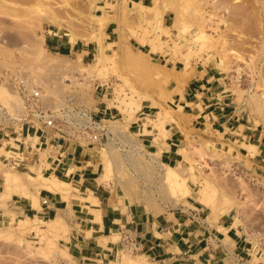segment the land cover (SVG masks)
Here are the masks:
<instances>
[{
	"label": "rangeland",
	"instance_id": "obj_1",
	"mask_svg": "<svg viewBox=\"0 0 264 264\" xmlns=\"http://www.w3.org/2000/svg\"><path fill=\"white\" fill-rule=\"evenodd\" d=\"M167 3L174 7L169 26L160 23L158 0L152 5H130L125 0H0V135L21 125L11 86L13 74L30 76L41 82L42 100L51 110L68 98L85 113L102 118L106 138L88 142V130L82 128L77 134L72 131L68 140L90 147L97 164L95 175L104 176V185L114 195L152 214L184 210L197 231L216 227L224 233V238L216 231L200 233L199 246L191 245L188 250L198 253L185 262L264 264L261 171L234 140L223 139L228 132L212 130L208 122L190 129L185 122L179 126L176 121L181 117L166 101L189 76L187 66L213 65L224 75L225 100L238 116L234 122H241L240 131L264 134V0ZM107 23L114 27L113 40L105 39ZM51 37L66 41V47L49 44ZM80 47H88L89 53ZM169 77L176 81L173 88H169ZM101 95L111 106V115L96 113L95 103ZM141 104L150 107L143 124L149 123L155 131L153 142L167 134L164 125L171 122L184 133L179 157L169 164L139 139L134 120ZM7 143L12 144L11 138L0 139V169L47 178L40 172V159L52 153L50 145L41 151H23L32 161L27 170L2 160L3 154L8 155ZM168 167L177 171L178 186L165 178ZM26 175L18 179L30 185ZM31 187L12 193L37 203L39 194ZM3 189L0 171V192ZM11 194H0V208L9 214L0 222V264H76L61 244L69 227L50 229L47 221L36 217H14L7 205ZM190 208L197 211L195 217ZM220 215L230 225L231 235L217 223ZM232 238L238 239L237 249ZM126 243L121 241L112 252V264H185L151 258Z\"/></svg>",
	"mask_w": 264,
	"mask_h": 264
},
{
	"label": "crops",
	"instance_id": "obj_2",
	"mask_svg": "<svg viewBox=\"0 0 264 264\" xmlns=\"http://www.w3.org/2000/svg\"><path fill=\"white\" fill-rule=\"evenodd\" d=\"M125 1L130 5L134 3L152 5L153 3V0ZM172 19L171 8H166L160 15V23L163 26H169ZM114 34V27L107 23L104 28L105 39L113 40L111 37ZM65 43L67 42L57 37L49 39V44L53 46L66 47ZM80 51L84 54L89 53L88 47H80ZM173 66L176 68L175 65ZM186 71H189V76L184 79L180 89L171 92L166 100L168 104H172L170 107L179 114L181 122H185L189 129L201 125L204 127V124L208 122L212 130L228 132L229 135H223V139L234 140L239 151L244 149L249 161L264 176V134H255L252 130L240 131L238 126L241 122H234L238 116L233 115L234 110L225 100L227 93L224 91V75L220 74V70L213 65L187 66ZM167 80L169 88L176 85L173 77ZM149 108L148 104H141L139 110L136 111L134 121L137 124L139 139L148 151L157 152L159 159L169 164L179 157L178 149L183 147L184 133L178 125L171 122L168 126L164 125L167 134L160 136L157 142H153L155 131L149 123L145 126L143 124V118L149 114ZM95 109L96 113H100L101 116L111 115V106L106 104L103 95L97 98ZM9 132L13 133L10 135ZM9 132L5 134L7 137L4 133L0 135V139L5 138L8 141L11 138L12 140V144L5 145V150L8 152L15 147L22 148L26 152H30L33 148H40L41 151L50 145L52 153H45V156L40 159V172L46 175H43L44 177L55 176L68 183L73 190H70V195H68L70 198L67 199L58 190L40 186L37 207L32 205L30 197L12 193L7 202L8 210L14 212L16 218L36 217L44 222L54 218L57 212H61L69 227L66 237L61 238V244L76 264H112V252L122 241L119 231L121 227L133 228L132 235L138 243L137 250H141L143 254L151 258L178 260V262L190 257L194 258L192 255L198 253L199 250L192 252L188 250L191 245L192 248L199 246L203 238L199 236L200 233L216 231L224 238V233L216 227H205L197 231L198 226L192 222L184 210L152 214L144 208L131 206L125 202L123 197L114 195L107 186L98 182L99 176L95 175L97 164L94 163V157L87 144L61 139L53 132L48 130L45 132L43 129L32 128L25 124H21L18 130L13 128ZM31 162L28 159L27 164ZM193 207L195 209L197 206L193 204ZM190 209L195 217L197 211ZM7 218H9L8 212L0 208V222ZM217 223L220 224L219 226L226 227L225 233L230 235L228 233L230 225L226 218L220 215ZM114 233H117L118 237L112 235ZM232 239L233 248L237 249L238 239ZM241 249L242 245L239 250ZM207 262L200 259L184 261L185 264H205Z\"/></svg>",
	"mask_w": 264,
	"mask_h": 264
},
{
	"label": "built area",
	"instance_id": "obj_3",
	"mask_svg": "<svg viewBox=\"0 0 264 264\" xmlns=\"http://www.w3.org/2000/svg\"><path fill=\"white\" fill-rule=\"evenodd\" d=\"M10 79V77H9ZM13 92L17 96L18 104L15 107L16 112L20 115L21 124L32 128H40L43 131L55 132L57 137L68 140L73 137L82 128H87L88 142H99L102 137L108 135L106 127L102 124V118H95L94 114L80 107H77L70 99L65 98L55 109L51 110L45 106L42 96L41 82L40 85L30 76L23 73L13 74L11 79ZM27 115L29 118H25ZM75 118V120H74ZM35 121L39 125L35 124ZM5 164L14 167H22L30 170L28 158L24 155L22 148L15 147L8 155L2 156ZM122 241H126L130 249H138V243L132 235L133 228H119Z\"/></svg>",
	"mask_w": 264,
	"mask_h": 264
},
{
	"label": "bare ground",
	"instance_id": "obj_4",
	"mask_svg": "<svg viewBox=\"0 0 264 264\" xmlns=\"http://www.w3.org/2000/svg\"><path fill=\"white\" fill-rule=\"evenodd\" d=\"M167 2H168V0H158V3H159L158 6L160 8L161 13L166 8H171V9L174 8L173 6H171V4L169 5ZM133 8H135V7H133ZM134 10H136V9H132V11H134ZM98 17L100 18V15ZM99 22L98 23L101 25V23H102L101 22V19L99 20ZM112 44L115 46V49H117L116 44H115V41L112 42ZM176 122H177V124L179 126L182 124L181 120L180 121H176ZM162 134H164V133H162ZM0 171L2 173L3 184H4V189L0 192L1 195L11 194L13 191H18V190H21V189H24V188H28L29 186H32L30 189H33V191L35 190L36 192H39L38 190H39L40 186H42V187L44 186V187L49 188L51 190H56V191L58 190V191H60L63 194L62 196L64 198H67L68 199V197H69L68 195H70L69 192H70V190H72L71 186L68 183L63 182L62 180L56 178L55 176H52L51 178H42L41 177V179H38V178L33 177L30 174H27L26 175V173H23L24 175H26L25 177L28 178V180L32 181V183H31L32 185L31 184L30 185L29 184L27 185V183L25 184L24 181H21L20 179H18L19 176H22L23 175L22 173L17 172V171L10 172V171L4 170V169H0ZM164 176H165L166 179H168L170 181H173L175 183V185H177V186L179 185L178 174H177V171L175 169L168 167V169L166 170V172H164ZM104 180H105L104 179V176H99V178H98V182L99 183L105 184V181ZM28 191H30V190L28 189ZM24 192H25V189H24ZM196 195L193 196L195 200L199 201L200 203L206 204L207 201L203 200L204 198L202 199V198H200V197H198ZM92 200H94V197H92ZM32 202H34L33 204H35V206L37 205L36 200L32 199ZM47 223L49 225L48 228H50V229H56L58 227L67 225V223L65 221V218H64V216H63V214L61 212H57L56 216L54 218H51L50 220H48ZM63 228H65V227H63ZM74 229H76V228H74ZM137 264H146V263L145 262H142V263H137Z\"/></svg>",
	"mask_w": 264,
	"mask_h": 264
},
{
	"label": "trees",
	"instance_id": "obj_5",
	"mask_svg": "<svg viewBox=\"0 0 264 264\" xmlns=\"http://www.w3.org/2000/svg\"><path fill=\"white\" fill-rule=\"evenodd\" d=\"M229 234L231 235L232 233L230 232Z\"/></svg>",
	"mask_w": 264,
	"mask_h": 264
}]
</instances>
